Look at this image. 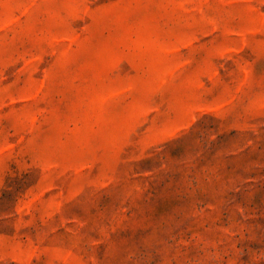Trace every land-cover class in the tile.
<instances>
[{
    "label": "rangeland",
    "instance_id": "374dc122",
    "mask_svg": "<svg viewBox=\"0 0 264 264\" xmlns=\"http://www.w3.org/2000/svg\"><path fill=\"white\" fill-rule=\"evenodd\" d=\"M0 264H264V0H0Z\"/></svg>",
    "mask_w": 264,
    "mask_h": 264
}]
</instances>
